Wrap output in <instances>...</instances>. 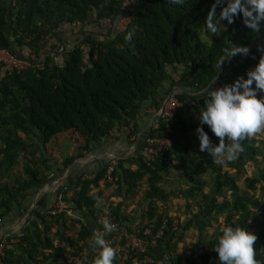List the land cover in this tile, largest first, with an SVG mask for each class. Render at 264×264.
Listing matches in <instances>:
<instances>
[{
  "label": "trees",
  "instance_id": "1",
  "mask_svg": "<svg viewBox=\"0 0 264 264\" xmlns=\"http://www.w3.org/2000/svg\"><path fill=\"white\" fill-rule=\"evenodd\" d=\"M213 3L0 0V52L31 62L24 69L0 63V223L57 173L111 140L114 131L124 129L122 138L133 145L151 118L146 111L161 110L168 96L179 104L170 119L153 121L134 155L116 160V190L104 181L108 162L93 179L64 187L58 196L68 204L66 212L51 217L33 210L20 234L2 238L0 264H75V257L82 258L78 264H93L99 251L93 245L91 250L93 223L107 214L141 237L151 225L156 235L166 219L157 247L146 252L157 260L167 256L165 264H219L213 247L225 226L256 234V258L264 264V133L244 140L245 151L227 167L199 151L195 134L202 99L216 75L213 87L254 67L264 32L256 36L237 19L205 42L191 28ZM124 21V29L111 37L115 24ZM106 24L108 32H92ZM128 31L135 33L131 43L124 39ZM60 32L70 42L51 45ZM232 44L249 46L250 55H237L223 72L220 61ZM162 138L170 140V148L145 164L140 152L147 140ZM241 181L247 189L240 188ZM174 201L183 202L175 204L180 214H170ZM117 244L124 242L111 246Z\"/></svg>",
  "mask_w": 264,
  "mask_h": 264
},
{
  "label": "clouds",
  "instance_id": "2",
  "mask_svg": "<svg viewBox=\"0 0 264 264\" xmlns=\"http://www.w3.org/2000/svg\"><path fill=\"white\" fill-rule=\"evenodd\" d=\"M166 2L182 7L187 0H166ZM237 19L241 20L251 33L259 36L264 32V0H214L203 23L205 31L213 37L219 36ZM222 21H226V24ZM134 35V31H128L124 37L125 41L131 43ZM250 51L249 46L232 44L231 47L225 48L220 66L226 60L230 62L237 55L248 57ZM256 51L260 53V58L254 67L231 83L213 87L218 79L216 75L206 98L202 99L203 106L199 109L197 117L199 123L195 129L199 151L207 153L212 158V162L221 167H227L239 159L245 151L242 143L244 140L264 133V43H258ZM205 125L218 138V143H214L210 138L209 132L205 131ZM138 140L139 136L132 147L136 146ZM134 152L132 148L128 156L134 155ZM115 227L107 219L104 220V232L110 233ZM257 239V235L247 231L245 227H223L213 247L218 254L219 264H261L256 258V248H254ZM91 244L99 250L93 259V264H115L117 249L106 241L99 230L93 232Z\"/></svg>",
  "mask_w": 264,
  "mask_h": 264
},
{
  "label": "built area",
  "instance_id": "3",
  "mask_svg": "<svg viewBox=\"0 0 264 264\" xmlns=\"http://www.w3.org/2000/svg\"><path fill=\"white\" fill-rule=\"evenodd\" d=\"M3 56H8V63L3 58ZM0 63H4L11 68L15 69H24L31 66L30 61H22L15 59L10 56L7 52H0ZM179 104L173 97H168L164 104L163 108L159 111L152 110L151 113L154 116V119H160L166 121L170 119L174 114L176 108H178ZM137 142V141H136ZM170 148V140L168 138L162 139H148L146 142V146L140 152L143 162L149 165L153 162L157 157L161 156L164 151H167ZM109 164L105 169L104 181L109 184L113 189L118 188L117 177H115L114 169L117 165L116 160L111 158L109 159ZM135 168V167H133ZM66 212V202L59 198L55 205L51 208L44 210L42 214L48 215L51 217H55L57 215L63 214ZM107 219L110 223L114 224L115 230L107 233L103 230L104 220ZM168 221L166 219L162 220V224L156 233V235H152L154 233L153 225L149 226L141 237L137 233H129L125 227H121L117 224L114 217L110 215H104L97 217L96 219V230H99L103 235L106 241L111 245L114 242H124V245L117 244V260L119 264H165L166 258L163 259H153L150 255L146 254L148 251V247L156 248L157 247V239L160 238L163 234V231L167 228ZM177 220H175L172 224V231H178L177 229ZM94 230V231H96ZM150 239H146L147 237ZM5 240L2 239L0 242V254L3 253V250L6 246ZM84 254L87 255L85 252ZM81 257H75L74 263L78 264L81 261Z\"/></svg>",
  "mask_w": 264,
  "mask_h": 264
},
{
  "label": "crops",
  "instance_id": "4",
  "mask_svg": "<svg viewBox=\"0 0 264 264\" xmlns=\"http://www.w3.org/2000/svg\"><path fill=\"white\" fill-rule=\"evenodd\" d=\"M107 25V24H106ZM65 34L67 33L66 30ZM62 34V32H60ZM60 34V35H61ZM59 35L52 40L53 43L60 42ZM51 41V42H52ZM145 113L151 114V118L148 121L145 129L141 132L139 136V140L141 139V135L144 134L149 127L152 125L154 121V116L151 111H146ZM124 133V129L114 131L113 137L109 141H104L103 144L100 146L94 147V151L85 155L84 158L77 160L73 165H71L68 169L61 173H57L55 177H53L51 183L46 185L42 190L38 193L34 194L32 197L27 198L25 200L24 206L22 209H15V211L6 218L4 221L0 223V239L15 236L20 234L23 228L27 225L30 221V215L33 210H40L44 211L51 208L55 205L56 201L61 198L58 196L59 192L69 185L75 184L79 179L82 178L93 179V175L103 168V166L109 161L111 158L117 157H126L128 154H131V150L136 151V146L132 147L130 145V150L126 153L127 145L126 139L122 138ZM119 140V141H118ZM135 153V152H134ZM83 176V177H82ZM73 191H68V198L72 195ZM105 205V203H104ZM68 204L66 203V207ZM88 222L93 223L94 221L91 220ZM95 228L97 227L95 223Z\"/></svg>",
  "mask_w": 264,
  "mask_h": 264
},
{
  "label": "rangeland",
  "instance_id": "5",
  "mask_svg": "<svg viewBox=\"0 0 264 264\" xmlns=\"http://www.w3.org/2000/svg\"><path fill=\"white\" fill-rule=\"evenodd\" d=\"M203 21L204 20H202V21H200V23L199 24H197L196 26H193L191 29L192 30H197L198 32H199V35L203 38V40H205V42H210V40L214 37H212L210 34H208L206 31H205V28H204V23H203ZM126 22L127 21H124V22H120V23H116L115 24V27H114V30H112V34H111V37H113V36H115V33H117V32H121L123 29H124V27H125V24H126ZM109 28H110V26L109 25H103L102 26V28L101 29H97V28H95L94 30H92V32H101V33H106V32H108L109 31ZM61 33H59V37H60V39L59 40H61V41H63V42H66V43H68V42H70V39L66 36V35H64V34H61ZM222 34V33H221ZM220 34V35H221ZM219 35V36H220ZM106 36H108V35H106ZM87 37L88 36H86V34L85 35H82L81 36V39H83V40H87ZM79 38V37H78ZM54 44H56V43H53V41L51 42V45H54ZM3 58L7 61V63H8V56H3ZM229 65V61H227V62H224V66H223V68H222V70H223V72H226V71H228V66ZM131 148H130V146H127V149H126V153H123V154H127V152H129V150H130ZM131 152H132V150H131ZM258 172V171H257ZM251 173H252V171L250 172V175H251ZM240 188L242 189V190H244V189H247L246 188V186H245V183L244 182H240ZM254 193V194H253ZM252 193V195L254 196V197H256V198H258V196H259V190H255L254 192ZM130 204V203H129ZM129 204H127V205H125L124 206V209H125V213H127V211L129 212V208H127V207H131V205L129 206ZM175 204H180V205H183V202H181V201H174V208H172V210H171V212H170V214L171 215H174V214H176V211H177V213H179L180 214V212H182V208H175ZM103 205H104V203H103ZM105 205H106V203H105ZM104 205V206H105ZM100 217V216H99ZM135 221H137V222H139L140 221V219L139 218H136L135 219ZM71 235H73V234H71ZM91 245V250H93V247H92V244H90ZM181 248V251H184V252H186L187 251V249H188V247L186 246L185 248L184 247H180ZM86 251H87V255H88V258L91 256V255H89V250L88 249H86ZM96 252H97V250H96ZM166 259L168 258L167 256L165 257Z\"/></svg>",
  "mask_w": 264,
  "mask_h": 264
}]
</instances>
